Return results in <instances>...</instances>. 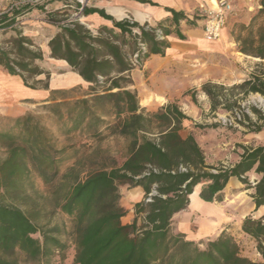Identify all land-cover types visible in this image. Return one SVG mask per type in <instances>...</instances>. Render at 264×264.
<instances>
[{
  "label": "trees",
  "instance_id": "1",
  "mask_svg": "<svg viewBox=\"0 0 264 264\" xmlns=\"http://www.w3.org/2000/svg\"><path fill=\"white\" fill-rule=\"evenodd\" d=\"M63 5L43 12L44 22L58 29L47 43L49 58L66 63L88 91L73 98L69 91L50 90L37 113L0 117V149L6 153L0 161V264H51L56 255L62 258L65 227L54 223L56 215L70 221L73 264H264V219L248 215L240 225L259 261L242 256L229 233L196 244L171 231L173 215L186 209L199 185L201 200L221 202L223 189L235 178L253 191L254 211L264 208V144L242 147L238 161L230 166H211L192 134L182 135V124L190 118L177 105L148 110L139 105L131 88L134 69L142 68L150 56H165L167 36L184 39L178 25L189 21L186 16L166 9L171 15L168 23L151 27L115 21L102 10L74 2ZM24 7L0 13L1 34L13 33L0 46V68L29 89L48 90L49 72L40 66L43 53L19 28ZM70 10L79 17L96 13L112 27H100L93 34L76 20L64 23ZM197 20L203 18H192ZM231 37L238 53L258 62L241 82L227 87L208 81L200 92L209 101L210 113H229L245 133L257 135L264 128V110L242 108L241 102L255 94L264 102V0ZM40 76L44 80L37 79ZM48 121L61 137L79 134L95 139L106 133L124 138L127 157L119 166L101 165L82 177L80 147H54ZM215 127L194 124L197 129ZM250 172L259 177L253 185L246 176ZM32 176L47 192L46 199H38L50 201L51 209L37 202ZM122 186L143 192L129 224L121 222L126 215L120 205Z\"/></svg>",
  "mask_w": 264,
  "mask_h": 264
},
{
  "label": "rangeland",
  "instance_id": "2",
  "mask_svg": "<svg viewBox=\"0 0 264 264\" xmlns=\"http://www.w3.org/2000/svg\"><path fill=\"white\" fill-rule=\"evenodd\" d=\"M54 1L68 4L76 3L75 0H0V13L7 11L13 6H26L22 11L23 13L27 12V15L19 17V28L42 51L44 60L40 66L49 72V80L52 79L58 85L65 84L59 90L69 91V97L79 98L87 93L88 85L76 83L75 80L67 78V76L64 77L63 73L68 72L69 69L65 65H59L60 63L49 58L47 43L58 32V29L44 22L43 12L44 10L46 11V3ZM79 1L83 6L89 4V0ZM224 1L229 8L226 11V22L220 35L221 41L219 43L225 49L222 54L208 50L193 53V51L188 49L186 53L182 51L177 57H167L159 60L151 72L139 73L142 78L141 81L149 75L147 82L151 83L150 87H156L157 90H160V94L156 98L148 96V99L144 100L147 101L145 103L148 106L146 109L154 111L168 104L177 105L190 118V121H185L182 124V135L192 134L203 152L206 163L211 166H230L238 161L239 155L242 153V147H254L264 144V128L257 135L245 133L241 126L234 123V119L229 113L222 111L210 113L209 101L200 92L201 84L208 81L223 84L227 87L241 82L258 62L256 59L238 53L236 46L234 49H228L227 38L223 37V35L226 37L228 35V39L234 44L231 34L236 30V26L248 23L252 15L260 8V0ZM208 4L211 6V3ZM68 15L69 17L63 19L64 23L76 20L85 27L87 26L86 28L95 34L92 31L93 28L85 23L77 12L74 13L73 10H70ZM200 15L203 16L201 13ZM10 36H13L12 32L5 35L0 32V46ZM218 50L222 51L223 49L220 47ZM63 77L65 79L60 83ZM37 79L44 80V76H40ZM40 105L41 103L38 101H29L25 106L28 109L27 112L37 113ZM247 106H254L264 110L263 99L256 94L249 95L241 102L242 108L247 109ZM0 117L12 118L2 115ZM194 124L216 125V127L197 129L194 128ZM47 128L50 131L54 147L58 149L67 145L80 147L79 167L81 168L82 177L85 172L95 170L101 165L109 167L112 162H115L119 166L127 157L128 141L124 138L108 136L106 133L101 138L95 139L90 136L83 137L79 134L61 137L54 132V123L52 121L47 122ZM5 154V151L0 149V161L5 157ZM246 176L251 185L258 178L252 172ZM30 183L35 187L37 202L44 203L47 208L51 209L50 201L42 202L38 199V197L45 199L47 197L46 189L40 180L32 176ZM234 186H238V189H235ZM201 187L199 185L196 188L197 190L195 189L196 194H199ZM119 192L121 197L120 205L126 211V215L121 222L126 224L133 215L134 204L141 201L143 192L140 188L131 189L127 186L120 187ZM252 194L253 191L245 190L244 185L241 183H229L222 194V201L218 205L221 206L223 212L221 220L223 223L227 222V225L232 230L230 233L239 246L240 254L250 260L259 261L260 257L254 250V244L241 234L238 226V220L243 216L251 215L255 219H264L263 208L254 211L251 199ZM35 197L33 196L32 198ZM54 223L64 225L65 236H63V239L66 241L67 247L63 252V257L56 255L51 264H73V248L68 237L71 226L70 221L64 216L56 215Z\"/></svg>",
  "mask_w": 264,
  "mask_h": 264
},
{
  "label": "crops",
  "instance_id": "3",
  "mask_svg": "<svg viewBox=\"0 0 264 264\" xmlns=\"http://www.w3.org/2000/svg\"><path fill=\"white\" fill-rule=\"evenodd\" d=\"M139 1H148L154 5L140 3L135 0H89V4H86L83 7L102 10L106 15L110 16L115 21L128 20L130 22H136L139 25L146 23L151 27L156 26L158 23H164V26L168 23L165 21L170 19L171 15L166 11V9L181 12L189 20L188 22L185 20L180 21L178 25V30L184 37L183 40H179L173 34L167 36L166 41L168 43V48L165 52V56H150L143 64L142 68H136L131 72L133 82V86L131 88L135 90L137 94L139 105L146 108L148 107L145 104L147 101L144 100L148 99V96L156 98L159 96L160 90H157L156 87H150L151 83L147 82L149 80V75L141 81L142 78L139 76V73L144 74L151 72V70L156 67V63L159 60L167 57H177L182 51L186 53V50L188 49L189 51H193V53L208 50L216 53L220 52L221 54L225 51V49L222 48L221 43H219L221 41L220 37L215 41L208 40L204 37L202 31V21H192L194 16H201L200 13L202 10L210 7L208 3H210L211 0ZM63 6L62 2L54 1L46 3L45 9L55 11L61 9ZM24 15H27V12L22 16ZM81 18L85 21V23L94 29H92L94 32H96L100 27H112L111 21L103 19L96 13L81 16ZM191 21L193 23H190ZM223 37L227 38L226 42H228V49H234L235 45L230 42L228 35L227 37L223 35ZM220 47L223 49L222 51L218 50ZM52 60L60 63L59 65H65L69 69L67 64L62 60ZM63 76H67V78L75 80L76 83L86 84L70 69L68 72L63 73ZM64 77L61 78L60 83L64 81ZM63 85L65 84L62 83L58 85L57 82H53L52 79H50L48 82V90L29 89L23 85L19 77L10 76L0 68V115L12 118L18 117L28 110L25 106L26 103L29 101H38L42 103L48 99L50 90H59L64 87ZM256 177L258 176L256 175ZM229 183L234 184L239 182L235 178H230L226 186ZM226 186L223 189L222 194L224 193ZM234 188L238 189V186H234ZM196 190L189 196V203L186 209L173 215L171 224L172 233H180L184 236L185 240L192 241L196 244L214 240L222 232L230 233L232 230L227 225V222L223 223L221 220V214L223 212L221 210V206L218 205L219 202H204L198 197ZM193 195H195V199ZM193 202L194 204H192ZM132 218L133 215L126 224H129ZM243 218L244 216L238 220L239 230ZM230 235L232 234L230 233Z\"/></svg>",
  "mask_w": 264,
  "mask_h": 264
},
{
  "label": "built area",
  "instance_id": "4",
  "mask_svg": "<svg viewBox=\"0 0 264 264\" xmlns=\"http://www.w3.org/2000/svg\"><path fill=\"white\" fill-rule=\"evenodd\" d=\"M77 4L81 2L75 0ZM211 6L202 10V31L206 39L215 41L219 39L226 22V11L229 6L224 0H211ZM83 7V5L80 4ZM202 9V8H201Z\"/></svg>",
  "mask_w": 264,
  "mask_h": 264
},
{
  "label": "bare ground",
  "instance_id": "5",
  "mask_svg": "<svg viewBox=\"0 0 264 264\" xmlns=\"http://www.w3.org/2000/svg\"><path fill=\"white\" fill-rule=\"evenodd\" d=\"M195 191V190H194ZM194 193V192H193ZM195 195H193V197H194ZM194 199H195V197H194ZM194 201V200H193ZM192 204H194V202L192 203Z\"/></svg>",
  "mask_w": 264,
  "mask_h": 264
}]
</instances>
